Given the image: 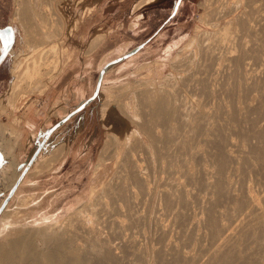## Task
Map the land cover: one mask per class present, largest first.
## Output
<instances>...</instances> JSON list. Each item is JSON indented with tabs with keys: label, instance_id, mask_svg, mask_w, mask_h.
I'll list each match as a JSON object with an SVG mask.
<instances>
[{
	"label": "rangeland",
	"instance_id": "374dc122",
	"mask_svg": "<svg viewBox=\"0 0 264 264\" xmlns=\"http://www.w3.org/2000/svg\"><path fill=\"white\" fill-rule=\"evenodd\" d=\"M217 1L0 0V30L14 28L13 32L4 31L8 38L0 33V102L3 104L0 107H4L0 109V264H35V261L45 264L48 252L59 259V264L73 260L75 264L79 260L73 251L79 249L81 258H85L84 255H89L86 251L91 250L84 234L87 226L101 228L104 239L109 245L114 243V252L121 258L99 261L97 247L90 251L91 264H135L139 252L144 259H150L139 264H158L150 252L161 245L152 206L140 211L144 217L150 213L140 226L135 224L122 232H112L101 223L96 200L105 185L116 181L122 158L116 150L109 151L111 158L102 148L113 133L123 141L137 128L133 120L139 122L138 117L146 113L147 90L177 93L187 79V69L208 62L202 51L205 45L215 42L218 31L238 28L241 19L237 17L242 18L244 13L238 14L246 10L244 4L248 0H242L244 4L241 0V3L220 0L224 6ZM19 3L27 8L25 21L14 15ZM232 4L238 8L234 9ZM215 9L227 10L224 13L217 10L219 15H224L219 18ZM211 10L217 18H212ZM211 20L219 22L211 24ZM100 26L102 40L95 47L96 29ZM209 39L212 41L208 42ZM55 43L58 48L52 59L58 62L60 71L41 94L37 85L41 76L23 80L21 74L32 64V58L39 57L42 49ZM105 59V65L109 66L100 91L95 94ZM220 60L225 63L224 59ZM251 95L248 101L255 104L258 94ZM228 100L225 95L220 98L226 104L230 103ZM232 102L231 106L238 102L246 107L242 98ZM33 111L42 113L37 124L35 117H29ZM249 111L257 113L254 109ZM80 121L81 131L75 134ZM48 130L51 131L46 136ZM231 136L233 140L239 139L236 134ZM101 152L110 158L104 155V159ZM195 161L208 162L190 160L191 168H197ZM150 174L153 181L158 180L156 169ZM17 175L20 182L12 188ZM195 206H190L194 213L199 211ZM191 209L188 211L193 214ZM120 217L125 224L131 221L128 214ZM164 224L169 223L165 220ZM43 229L58 230L59 239L48 240L38 234ZM134 236L141 239L140 247L137 246L141 251L135 246L131 247L136 249L132 251L122 244ZM67 238L72 239V249L64 248L68 247L63 245ZM195 246L189 247L196 249Z\"/></svg>",
	"mask_w": 264,
	"mask_h": 264
},
{
	"label": "bare ground",
	"instance_id": "6f19581e",
	"mask_svg": "<svg viewBox=\"0 0 264 264\" xmlns=\"http://www.w3.org/2000/svg\"><path fill=\"white\" fill-rule=\"evenodd\" d=\"M245 3V12L243 10L242 14H238L241 16L244 13V16H236L241 22L237 21L238 28L234 25L237 28L235 31H229V27L223 28V24V30H217L218 36L216 40L214 38V43L211 42L213 38L207 40L211 42L209 45L202 42L205 55L200 54L206 56L208 62L203 57L202 63L206 61L205 65L201 66L200 63L195 69L186 67L187 79L185 82L183 80L177 93L147 90L146 113L138 117L139 122L132 119L137 128L123 141L118 134L113 133L102 148L107 155L109 151L113 153L116 150L122 158L116 181L112 184L107 182L109 184L104 188L102 186L103 192L96 200V212L101 223L112 232H122L135 224L144 223L150 213L147 212L144 217L140 211L152 206L156 214L158 243L161 245L151 248L154 251L150 252L154 253L158 264H264V0H248ZM226 10L218 11L224 13ZM218 11L214 13L218 14ZM216 14L212 16L213 19ZM14 15L22 21L27 19L24 3H19ZM212 20L211 24L217 25L219 22ZM8 29L13 32L14 28L4 31ZM101 30V26L96 29L95 36L98 39L94 42L95 47L102 40ZM4 31L0 32L3 38L7 36ZM57 48L58 43H55L42 49L40 56L32 58V64L20 73L23 80L41 76L37 84L39 88L36 87L41 94L60 71L58 62L52 59ZM220 59H224L225 63H221ZM105 63L106 59L101 67ZM253 92L258 94L255 104L248 101ZM224 95L230 103L242 98L246 107L238 102L232 106L221 102L220 98ZM82 123L80 121L75 134L80 133ZM232 134H236L239 139L233 140ZM30 138L32 134L28 140ZM104 155V159L111 157ZM193 159L208 162L195 161L197 168H191V162L188 161ZM153 169H156L157 181L151 179L150 172ZM19 182L17 175L11 187ZM192 204L197 205L198 212H193L194 209L190 208ZM125 214L131 218L129 224L121 220L120 216ZM165 220L168 226L164 224ZM187 231L189 234L184 233ZM55 232L43 229L38 234L48 240L59 239V233ZM84 234L91 250L98 247L96 258L99 261L121 259L114 252V243L109 245L104 239L101 228L87 226ZM135 237L122 244L129 248L139 246L141 239ZM71 243V238L65 239L63 245L68 247L64 248L72 249L70 247L74 246H70ZM191 244H196L197 248L191 249ZM78 250L73 251L74 257L79 260L75 264H91V250L86 251L89 255H84L85 258H81ZM47 256L45 264H59V259L52 253L48 252ZM145 260L150 261L139 252L135 264L144 263Z\"/></svg>",
	"mask_w": 264,
	"mask_h": 264
},
{
	"label": "water",
	"instance_id": "95a60500",
	"mask_svg": "<svg viewBox=\"0 0 264 264\" xmlns=\"http://www.w3.org/2000/svg\"><path fill=\"white\" fill-rule=\"evenodd\" d=\"M5 29H3V30H0V32H2V31H4ZM8 50V47L6 48V50L4 51V52H6ZM2 57V55L0 56V58ZM114 63V62H113ZM109 66V64H106L105 66H104V68H102L101 69V71H100V74H99V81H98V85H97V89H96V92H95V94L97 93V91H98V89H99V87H100V83H101V80H102V77H103V74H104V71L106 70V68ZM89 102V100L87 101V102H85L84 104H82L79 108H77L76 110H75V112H77L79 109H81L83 106H85L87 103ZM73 113H71L70 115H72ZM50 131L51 130H48L47 132H46V136H48L49 135V133H50ZM45 136V137H46ZM18 185V184H17ZM17 185H16V187H17ZM16 189V188H15Z\"/></svg>",
	"mask_w": 264,
	"mask_h": 264
},
{
	"label": "crops",
	"instance_id": "0c3cea01",
	"mask_svg": "<svg viewBox=\"0 0 264 264\" xmlns=\"http://www.w3.org/2000/svg\"><path fill=\"white\" fill-rule=\"evenodd\" d=\"M130 52H132V51H130ZM129 52V53H130ZM107 69V68H106ZM106 71V70H105ZM104 71V72H105ZM29 114H30V112H29ZM30 116H33V117H35V124H37V122L40 120V119H42L41 118V116H42V113L41 112H39V113H36L35 111H33V115H29V117ZM44 120H46V118H43ZM34 126V125H33Z\"/></svg>",
	"mask_w": 264,
	"mask_h": 264
}]
</instances>
